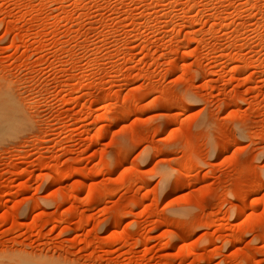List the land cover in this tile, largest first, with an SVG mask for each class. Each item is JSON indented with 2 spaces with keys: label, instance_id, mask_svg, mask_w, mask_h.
Listing matches in <instances>:
<instances>
[{
  "label": "rangeland",
  "instance_id": "374dc122",
  "mask_svg": "<svg viewBox=\"0 0 264 264\" xmlns=\"http://www.w3.org/2000/svg\"><path fill=\"white\" fill-rule=\"evenodd\" d=\"M58 263L264 264V0H0V264Z\"/></svg>",
  "mask_w": 264,
  "mask_h": 264
},
{
  "label": "bare ground",
  "instance_id": "6f19581e",
  "mask_svg": "<svg viewBox=\"0 0 264 264\" xmlns=\"http://www.w3.org/2000/svg\"><path fill=\"white\" fill-rule=\"evenodd\" d=\"M241 214H242V212L239 213V215H241ZM236 240H237V239H234V241H236ZM58 264H59V263H58Z\"/></svg>",
  "mask_w": 264,
  "mask_h": 264
}]
</instances>
